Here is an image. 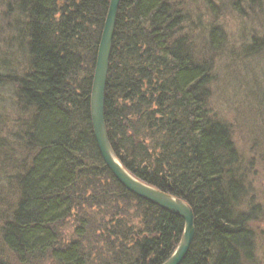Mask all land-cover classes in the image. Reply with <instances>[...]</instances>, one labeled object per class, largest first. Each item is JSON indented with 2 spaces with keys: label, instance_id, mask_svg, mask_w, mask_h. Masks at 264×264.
Returning <instances> with one entry per match:
<instances>
[{
  "label": "trees",
  "instance_id": "trees-1",
  "mask_svg": "<svg viewBox=\"0 0 264 264\" xmlns=\"http://www.w3.org/2000/svg\"><path fill=\"white\" fill-rule=\"evenodd\" d=\"M109 2L5 0L0 91L12 90L15 115H3L12 125L0 136L8 168L0 171V239L20 264H162L183 233L181 217L128 191L99 152L90 96ZM187 22L170 0H121L108 135L130 173L191 205L195 235L180 264H251L255 215L240 209L248 191L241 156L231 127L209 108L213 62L198 56ZM16 145L30 158L7 166L15 157L1 150ZM72 219L67 240L62 228ZM134 225L140 239H130ZM91 239L120 247L111 242L95 259Z\"/></svg>",
  "mask_w": 264,
  "mask_h": 264
},
{
  "label": "rangeland",
  "instance_id": "rangeland-1",
  "mask_svg": "<svg viewBox=\"0 0 264 264\" xmlns=\"http://www.w3.org/2000/svg\"><path fill=\"white\" fill-rule=\"evenodd\" d=\"M170 1L187 17L185 31H191L198 56L211 58L209 61L213 62L209 108L231 127L235 147L241 156L239 166L248 190L240 209L253 208L255 215L252 229L255 232L256 248L255 259L251 264H264V0ZM4 7L5 0H0V65L3 57H6L2 53L7 51L3 41L6 39L3 28ZM212 29L216 32L214 43H210ZM12 93L8 86L0 91V136L4 139L12 123L7 128L4 124L11 120H6L3 115L7 112L15 115L14 109L9 107L12 106ZM5 103L7 107L2 109L1 106ZM14 118L15 116L12 120ZM1 151H5L8 158L11 152L15 157L6 160L7 166L30 158L27 150L17 145L14 148L3 147ZM0 156L1 171L4 153ZM128 213L129 217L135 215L134 208ZM138 221L137 219L136 223ZM73 225V219L68 220L62 228L67 240L74 236ZM140 227L134 225L130 239L136 240L143 236ZM94 242L95 245L92 239L85 241L95 259H98L102 251L111 253V242L115 243L117 249L120 247V240L104 239ZM0 264H20L2 244L1 239ZM31 264L53 263L46 259Z\"/></svg>",
  "mask_w": 264,
  "mask_h": 264
},
{
  "label": "water",
  "instance_id": "water-1",
  "mask_svg": "<svg viewBox=\"0 0 264 264\" xmlns=\"http://www.w3.org/2000/svg\"><path fill=\"white\" fill-rule=\"evenodd\" d=\"M121 0H110L105 19L91 89V117L99 152L115 179L134 195L181 217L185 224L180 241L172 255L162 264H180L195 235V216L191 205L163 190L149 185L130 173L118 159L110 142L105 121V97L111 55Z\"/></svg>",
  "mask_w": 264,
  "mask_h": 264
}]
</instances>
